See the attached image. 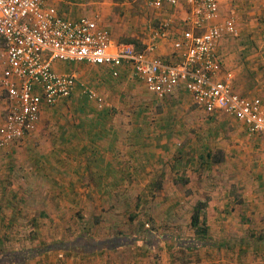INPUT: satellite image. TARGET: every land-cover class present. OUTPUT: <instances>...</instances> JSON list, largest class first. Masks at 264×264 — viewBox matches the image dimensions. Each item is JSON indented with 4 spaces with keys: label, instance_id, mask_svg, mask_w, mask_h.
<instances>
[{
    "label": "rangeland",
    "instance_id": "374dc122",
    "mask_svg": "<svg viewBox=\"0 0 264 264\" xmlns=\"http://www.w3.org/2000/svg\"><path fill=\"white\" fill-rule=\"evenodd\" d=\"M229 2L231 7L225 8L226 12L223 17H232L238 32L235 36L222 37L219 41L217 53L223 70L232 73L234 91L246 97L264 96V0H229ZM62 7L64 6L61 5L60 9ZM72 72L80 82L88 81L90 76V73H85V70L81 71V68L73 69ZM91 87L97 90L94 84ZM120 88L132 94L119 107L121 109L123 106L124 113L120 112L112 119L113 123L120 126V138L127 139L122 132L128 129L133 133L132 140L141 137L140 140L145 141L146 146L149 145V148L157 151L154 157L158 158L165 153L167 161L165 164L162 163L165 160L164 156L160 157L162 160L153 158L156 167L151 168V165L150 171L154 172L153 176L157 178L133 182L135 193L139 187L145 188L146 194L141 195L140 199L133 192L128 198L126 197L125 202L122 196L111 197V200L119 202L116 204L119 212L124 211L122 208L124 204L129 201L132 203V208H127L122 216L123 219L128 220V223L108 228L104 224L110 219L111 201L109 199L100 202L99 199L96 201L94 196L85 195L88 186L93 183L92 180L77 181L75 179L73 184L75 183L74 188L77 189V195L67 196V188H65L67 180L63 174L57 176L54 170L44 166L45 163L49 164L45 158L41 161L43 166L34 170L41 160V158L35 160V156L42 157L43 155H38L37 151L30 152L28 156L32 157L35 163L27 165L30 169L24 173H21V169L10 171L9 182L5 184L6 190L2 189L0 192L1 215H8L10 208H14L12 215H8L5 220L0 219V250L21 251L42 248L54 243L71 242L84 233L89 234L96 241L107 240L118 235H138L140 233L138 226L142 223L143 231H152L158 236L172 233L190 238L191 234L188 230L191 210L197 201L206 198L208 201L205 208L207 221L214 219V222H218L222 219L220 216L214 218L217 212L211 211V204L216 203L218 206L226 202L236 209L231 215L226 214V218L221 220L227 221V226L221 230L220 228L214 229V231L218 235L235 239L237 244L228 243L230 250L202 249L200 255L208 251L216 253L223 251L229 264H240V262L264 264V261L260 259L257 261L253 257L259 254L264 256L263 140L248 136L246 130L244 132V125L231 117L204 115L190 104L186 96H176L178 95L176 93L169 98L159 100L143 90L141 86L133 89L125 83ZM86 101L80 92H76L67 103H62L60 107L58 104L55 108L62 110L72 108L74 109L73 114L78 113L76 109L97 108ZM107 101L112 104V101ZM140 109L145 114L136 112ZM80 118L78 115L59 116L54 126L63 129L66 123L76 124ZM141 126H147L150 129L142 132L144 128ZM137 128L140 129L138 132L135 131ZM143 135L146 137H142ZM154 145L158 146L157 149ZM223 145L228 151L224 152L226 161L222 165H214L208 172L199 155L207 150L218 151L217 147L224 148ZM31 165L36 172L35 175H32L34 173L31 171ZM50 165L53 166L51 163ZM47 170L50 171L47 172ZM38 172L40 173L39 180L36 179ZM48 173H51V176L53 174L55 179L48 177ZM174 174L176 175L172 176ZM12 177L13 180H11ZM74 188L71 190L74 191ZM128 188L131 187H127V191ZM167 192L169 194H166ZM223 193H228L226 201L222 197ZM244 195L247 196L245 197L247 200L243 197ZM99 202L105 206V211L104 209L101 212L95 211L97 206H100ZM168 204L173 205L171 211H168L174 215L172 218L164 212L165 208L170 207ZM180 204L185 205L186 212L178 213L176 205ZM246 205L250 208L244 212ZM120 208L122 210H119ZM91 209L94 212H90ZM239 210L240 212L237 213ZM102 214L106 221L103 220ZM165 215L167 218L164 217ZM164 218L167 220L165 225L162 221ZM244 241L246 242L243 243ZM251 241L254 245L249 244ZM242 243V246L248 250L247 254L246 251L241 252L238 246ZM143 248L140 249L145 255L147 251ZM167 248L168 250L176 249L174 243ZM257 250L258 254H256ZM104 252L107 254L105 257L101 255ZM98 254L100 255H82V253L74 255L59 250L52 251L28 264H101L103 260L110 264L121 256L117 254V250H104ZM245 254L246 257H240ZM178 257L179 261L183 262L193 256L180 253Z\"/></svg>",
    "mask_w": 264,
    "mask_h": 264
},
{
    "label": "crops",
    "instance_id": "0c3cea01",
    "mask_svg": "<svg viewBox=\"0 0 264 264\" xmlns=\"http://www.w3.org/2000/svg\"><path fill=\"white\" fill-rule=\"evenodd\" d=\"M150 1L151 0H47L46 2L48 5L53 6L57 14L65 20L74 21L85 15L92 17L102 28L108 30L113 45L130 44L137 50H142L146 45L153 43L155 52L152 53L151 56L157 57L165 63H175L179 61V49L176 47V43L181 40L184 31L189 30V26L184 22L186 6L182 3L176 8L164 5L161 9H155L148 6ZM218 2L221 15L223 16L226 12L225 8H230L231 3L229 0H218ZM61 5L64 6L62 9H60ZM168 19L172 20L173 25L168 29L167 38L161 39L156 37L155 33L158 31L157 29ZM4 67V55L2 49H0V76ZM80 68L81 71L85 70V73H90L88 81L91 83L88 81L80 82L72 72L73 69ZM55 70L61 73L73 74L76 78V87L73 93L69 98L57 103V105L60 104L58 107H60L62 103H67L74 93L80 92L84 99L87 100L86 102L91 103L97 108L76 109V111H78L76 114H73L74 109L72 108H63L62 110L60 108H55L57 105L53 108H43L41 120L34 132L26 136L21 142L12 144L8 148H4V150H0L2 154L0 155V192H2V189L6 190L5 184L7 181L9 182L10 171L21 169V173H24L30 169L27 165L34 164L35 161H33L32 157L28 156V154L37 151L39 153H37L38 155L43 156H35V160L38 158H41V160L38 166L34 167V170L40 168L43 164L41 161L45 158L49 164L45 163L44 166L46 165L50 170H54L57 176L63 174L65 180H67L65 181L67 196L71 194L75 196L77 193V189L74 188L75 183L73 184L75 179L77 181H82V179L92 180L93 183L88 186L89 188L86 190L85 195H89V197L94 196L96 201L99 199L100 202L109 199V201H111V205L109 206L110 219L107 220L108 222L104 225L108 228H112L117 227L119 224L128 223V220L123 219L122 216L127 208H132V203L129 201V203L127 202V204H124L125 207H122L124 211L119 212L116 205L119 202L111 200V197L122 196L125 202L126 197L128 198L132 192L135 193V185L133 182L135 180L148 181L155 178L156 176H153L154 172L150 171L151 168L156 167V164L153 163L154 159L156 160L163 156V158L166 157L165 153L158 158L154 157L157 151L149 148V145L146 146L147 143L141 141V137L132 140L131 137L133 133L128 129L122 132L123 136L127 139H121L119 134L120 126L112 122V119L117 114L120 112L124 113L123 106L121 109L119 107L129 99V95H132L131 92H126L120 87H123L124 84L127 83V85L133 89H136L138 86H141L143 90H145V88L142 83L135 79L131 67L126 64L119 67L116 77L111 75L109 68L106 66L88 65L84 63H57L55 65ZM93 84L99 92L91 87ZM83 87L91 88L97 92L98 96L101 98V103L91 101L83 95ZM235 92L239 93L238 91ZM176 93L178 94L176 96H186L190 104H192L196 110L206 115L201 108L194 105L191 97L186 92L179 91V93ZM242 95L244 96V94ZM107 100L112 101V104ZM6 109L5 93L0 89V123L5 117ZM136 112L145 114L142 109ZM75 115L81 117L76 124L72 125L66 123L63 129L54 126V122H56L59 116L71 117ZM141 128H144L142 132H147L150 129L147 126H141ZM139 130V128L135 129L137 132ZM245 130L246 129H244V132ZM142 137H146V135ZM252 137L257 140L260 138L264 142V136L262 135H254ZM47 138L49 140L46 141ZM223 146L224 148L220 146L217 147L219 149L218 153L222 154V162L214 165H222L226 161V154L224 152L227 153L228 151L225 149V145ZM154 147L157 149L158 146L154 145ZM160 160L162 159L160 158ZM166 162L165 158L162 163L165 164ZM50 163L53 166H51ZM214 165L205 168V170L210 172ZM32 166L33 165H31V168ZM262 167L264 169V160L262 161ZM34 170L33 168L31 169L32 173H34L32 175L36 173ZM50 170H47V172ZM39 175L40 173L38 172L36 178L38 180L40 179ZM47 175L55 179L53 174L52 176L51 173ZM175 175L176 174L172 176ZM11 180H13V177ZM127 187L131 188H128L127 191ZM72 188H74V191L71 190ZM144 189L143 186L139 187L137 193H135L136 196L140 198L141 195L143 196L146 194ZM166 194L169 193L167 192ZM226 196H228V193H223L222 197L224 201L227 200ZM105 197L107 198L105 199ZM243 197L247 198L246 195ZM99 205L100 206L95 205L97 206L95 211L101 212L103 209L105 211V206L101 203ZM211 205V211L214 212L215 210V212H217V214L214 215L215 219L218 218V216L225 219L226 214L231 215L232 212L236 211L233 206L228 205L226 202L223 205L216 206V203ZM168 206V208H165L164 212L171 210L173 207L172 204H168ZM184 206L185 205L181 204L176 205V210L179 211L178 213L186 212ZM214 206H216L215 209ZM122 208L119 210H122ZM248 208H250V206L246 205L243 211L245 212ZM13 209L14 208H10L8 215L13 214ZM90 212H94V210L91 209ZM239 212L240 210L237 213ZM1 213L0 209V219L3 218L5 220L8 215H1ZM102 217L104 218L103 214ZM164 217L167 218L166 215ZM11 218L15 219L14 217ZM166 218L162 219L164 225L167 223ZM103 220L106 221L105 218ZM209 220H206L207 226L209 227V237L214 243L237 244L235 239H231V237L225 235H218L216 231H214V229L217 228H220V230L224 229L228 224L226 223L227 221L224 222L220 220L214 222V219L213 221ZM7 224H9V221H7ZM218 224L220 225L218 226ZM126 236L134 238L135 235L130 234ZM150 240L155 244H153V249L147 251L145 255L140 249L143 245L133 244L129 247L117 250V254L119 253L121 256L110 262V264H229L226 258L227 256H225V252L223 251L217 253L208 251L206 253H201V255L200 251L195 253L188 252V254L193 257L187 261L180 262L178 259L180 253L177 251V248L166 249V247L170 246L171 242H160L162 240H160L157 235L155 239L151 238ZM245 242L246 241L243 243ZM243 243L238 246L241 248V252L246 251L247 254L248 250L242 246ZM158 244H160L159 247ZM143 249L146 251L145 248ZM166 250L168 252H166ZM95 254L100 255L98 253ZM246 254L240 257H246ZM256 254H258V250ZM101 255L105 257L107 254L104 252L101 253ZM253 257L257 261H259L258 259L264 261L263 255L259 254ZM101 264L108 263L103 260ZM240 264L245 263L240 262Z\"/></svg>",
    "mask_w": 264,
    "mask_h": 264
},
{
    "label": "built area",
    "instance_id": "2783aa9c",
    "mask_svg": "<svg viewBox=\"0 0 264 264\" xmlns=\"http://www.w3.org/2000/svg\"><path fill=\"white\" fill-rule=\"evenodd\" d=\"M186 6L179 61L165 63L151 56L153 43L137 50L130 44L113 45L107 29L87 15L69 21L61 18L46 0H0V49L4 69L0 89L7 109L0 123V149L21 142L36 130L43 108L67 99L76 87L70 73L55 70L57 63L106 66L112 76L129 65L136 80L162 100L184 91L208 116L225 115L241 122L248 135L264 136V96L246 97L234 91L232 73L223 70L217 49L222 37L235 36L232 17L221 15L218 0H151L148 6ZM171 19L156 37L166 39ZM82 93L101 103L88 87Z\"/></svg>",
    "mask_w": 264,
    "mask_h": 264
},
{
    "label": "trees",
    "instance_id": "16d2710c",
    "mask_svg": "<svg viewBox=\"0 0 264 264\" xmlns=\"http://www.w3.org/2000/svg\"><path fill=\"white\" fill-rule=\"evenodd\" d=\"M217 153L218 151L212 153L207 150L205 153L199 155V158L202 159L201 162L203 165L206 166V168H209L211 165L220 164L222 162V154ZM207 202L208 201L206 198L204 200H199L191 210L188 230V232L191 234L190 238H184L181 235L166 233L159 235V239L162 240L160 242H171V244L174 243L178 252L182 254L188 252L195 253L202 249L224 248L226 250H230L228 243H214L209 237V227L206 223L205 214ZM168 211L167 215L172 218L174 215H171V212ZM149 221L152 222L153 220L149 219ZM138 230L140 233L138 235L136 234L134 238L118 235L107 240L105 239L96 241L91 236H89V234L84 233L76 237L71 242H60L57 244L54 243L53 245H48L42 248L23 249L21 251L1 249L0 264H28L29 262L34 261L52 251L59 250L67 254L72 253L75 255L77 253H82V255H92L95 253H100L104 250L116 251L120 248L129 247L133 244L143 245L142 247H144L146 251H149L150 249L152 250L154 247L153 244L155 243H153L150 239H155L156 234L152 231H143V223L138 226ZM251 236H253V234H251ZM252 241L249 244L254 245ZM159 246L160 244H158V247Z\"/></svg>",
    "mask_w": 264,
    "mask_h": 264
}]
</instances>
